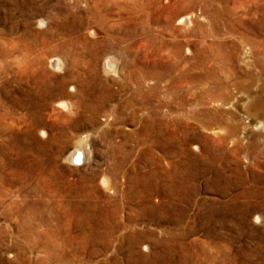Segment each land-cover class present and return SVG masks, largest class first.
<instances>
[{
  "label": "rangeland",
  "instance_id": "rangeland-1",
  "mask_svg": "<svg viewBox=\"0 0 264 264\" xmlns=\"http://www.w3.org/2000/svg\"><path fill=\"white\" fill-rule=\"evenodd\" d=\"M262 48L264 0H0V264H169L150 257L167 235L129 236L159 227L177 230L189 264H264V119L233 85L260 71L241 60ZM227 67L229 99L206 107L233 136L198 127L208 84L186 82ZM107 211L131 226L121 238Z\"/></svg>",
  "mask_w": 264,
  "mask_h": 264
},
{
  "label": "bare ground",
  "instance_id": "bare-ground-1",
  "mask_svg": "<svg viewBox=\"0 0 264 264\" xmlns=\"http://www.w3.org/2000/svg\"><path fill=\"white\" fill-rule=\"evenodd\" d=\"M187 19H189V18H187V17L181 18L178 21L177 24L178 25L185 24L187 22ZM189 25L190 24H188V26ZM263 56H264V48H262L261 51L258 50L257 51V54L253 57L252 60L242 59L241 60L242 61L241 63H243V65H245V66H253L254 65V67L255 68H259L260 71L258 73H252V72L247 73V80L246 81H239V80H237V81H235V84H233V85H234V88L238 92H244V93H247L250 96L251 102H250V105L247 107V109L250 110V111H252V114H254L255 117H257V118L258 117H261V118L264 119V87L262 89H260V91L259 90L258 91L257 90H254V88H253L254 85H255V83L261 77V75L264 74V72H261V71L264 70V60L262 58ZM51 62H53L56 66H59L60 65V64L58 65V63H60V62H58L55 59L54 60H51ZM104 68L107 69V70L114 68V66L112 64V61L111 60H107L106 63H105V65H104ZM217 70H218V68H217ZM217 70L216 69H208L207 73L200 75L198 78H196L197 77L196 76V77L190 78L189 81L188 80L186 81L189 86L192 85L190 88H193V89L195 87L194 84L199 83V81H201V80H204L208 84V87H204L203 86L204 88L201 89V95H200L201 98H199L200 99L199 102H200V106H201L202 109L199 112H192L193 113L192 114V117L194 118L193 120L197 122L196 124L198 125V127L200 129L212 130V129L215 128L217 130L219 129L221 131H225L226 134H229L230 136H233L236 133V131H237V125L236 124L229 123L227 121V119H225L224 115L221 114V113H219V112L217 114L216 113L213 114L209 110V108L206 107L208 102H211V101L215 102V101H219V100H221V101L224 100L225 101V100H228L229 99L228 97L225 96V90H227L226 89V80L228 79L227 77H229L228 75L232 74V71H231L230 68L227 67L225 69L226 77L224 79H221V78H219V72ZM195 81H198V82L195 83ZM65 83H66L65 80H62L61 83H60V89H61V91H63V93L65 92ZM227 83H229V82H227ZM190 88H189V91H190ZM191 94H192V92H191ZM45 102H46V92H41L37 96L36 101H34L32 103H28V111L30 110L29 113L31 115H37V114L39 115V111H41L43 109V107L46 105ZM20 107H24V104L21 103L20 104ZM260 127H262V126H259L257 128H260ZM181 137H182V135H181ZM191 139H195L196 140V138H191ZM201 140H203V138H201ZM79 147L80 146L78 144L77 148H79ZM193 147H195V146H193ZM193 149H196L198 152H200L199 149H197V147L196 148H193ZM83 151H84V149H83ZM185 153H186V149H185L184 145H182L181 154L184 156ZM72 155L74 156V153ZM105 178L106 177H104V179ZM101 183L106 188L108 187V185L105 182V180H102ZM107 189H109V188H107ZM134 210H135L136 213H139L142 216L150 215L153 221L156 218L157 219V221H156L157 224H159L161 221H168V222L169 221H171V222L173 221V218L172 219H169L168 218V217L172 216V214H170L171 212L169 213L167 211V209L166 210H163V211H156L154 208H148V209H142V208H140V209H137V210L134 209ZM175 212H176V214H174V216H175L174 218H177V219L179 218L180 219L181 217L184 216V212L180 211L179 209H176ZM114 214L116 216L117 215V212L115 211L114 213H110L109 211H107V212L104 213V215H105L106 218H115L114 223L104 222V223H101V224L105 225V228L107 227L108 230L109 229L111 230V231L109 230V232H108V236L109 237H111L112 236V232H114V233L120 234V238H121L122 237L121 235L123 234L122 231L125 232L127 230L126 227H131V226H129L127 224L123 225V223L120 225L119 224V221L116 220V217L117 216L115 217ZM138 216H136V217H138ZM85 218L88 219V220H94L96 222V219H94V218H90L88 216H85ZM134 220L137 221L136 219H134ZM132 227L135 228V226H132ZM141 227L143 228V225H141ZM158 229L159 230H156V229H154V230H146V229L143 228V229H139V230L134 229V231L131 230V232H129V236L131 237L130 239H132V244L134 246H138V244H140L142 242H145V241H148L151 244L161 243V237H165L167 235L169 240H168L167 243H165V241L162 243V245L164 246L163 251L160 252V253H158V254H154L152 252V254L150 253L151 254L150 257H152L153 259L154 258L157 259V257H159V258H161L163 260H168V263L169 262L171 263V261H172L171 256L175 255V256H177L178 261L175 260L174 261V264H189V263H191L192 256L194 254L191 251V248L184 247L180 242L177 241V237H175V235H173V234H175V231H177V230L176 229L175 230L173 229V231H172V230L165 229L164 227L163 228L159 227ZM187 233H188L187 231L184 232L185 235ZM169 236H170V238H169ZM109 237H107V235H106L105 236V239H107V238L110 239ZM16 249L18 251H20V250L22 251V253H20V256H22L21 254H24L23 252L30 253V254L32 253L33 254L34 253V250H36L35 247L32 248V249L31 248L30 249H26V248H24V246L21 247V248H19L17 246ZM9 251L10 250H7L5 253L8 254ZM134 254H135L134 251L129 250L128 257H132ZM18 255H19V253H18ZM140 256L142 258H146V256H142V255H140ZM59 258H61V257H59ZM16 259L18 261L19 256H17ZM169 259H171V260H169ZM58 261H59V259H58ZM160 264H162V262ZM163 264H165V263H163Z\"/></svg>",
  "mask_w": 264,
  "mask_h": 264
}]
</instances>
